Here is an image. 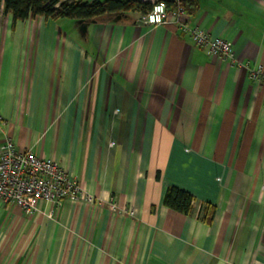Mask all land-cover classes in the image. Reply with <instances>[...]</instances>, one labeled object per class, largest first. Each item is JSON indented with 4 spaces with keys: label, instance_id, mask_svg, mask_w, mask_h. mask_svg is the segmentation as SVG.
<instances>
[{
    "label": "crops",
    "instance_id": "obj_1",
    "mask_svg": "<svg viewBox=\"0 0 264 264\" xmlns=\"http://www.w3.org/2000/svg\"><path fill=\"white\" fill-rule=\"evenodd\" d=\"M197 2L180 23L233 59L139 12L14 24L0 3V149L11 137L94 199L54 217L0 202V264H264V78L249 76L264 69V0ZM171 187L191 214L164 204Z\"/></svg>",
    "mask_w": 264,
    "mask_h": 264
},
{
    "label": "built area",
    "instance_id": "obj_2",
    "mask_svg": "<svg viewBox=\"0 0 264 264\" xmlns=\"http://www.w3.org/2000/svg\"><path fill=\"white\" fill-rule=\"evenodd\" d=\"M167 1L178 4L176 10L169 9ZM180 17H188L187 12L180 6V0H161L153 5L150 13L142 16L141 21L147 25H163L175 23L182 26L185 32L192 35L197 47L207 49L208 55L233 59L231 42L225 39L212 40L203 29H189L180 23ZM252 80L264 78L261 66L250 69ZM0 116V121H2ZM81 183L70 177L69 173L55 161L39 157L32 151L19 149L11 137L6 138L0 149V202L13 205L25 212L36 211L42 202L52 203L54 210L59 211L67 199L85 198L89 202L93 197L84 195ZM111 207L118 212L119 203L114 198Z\"/></svg>",
    "mask_w": 264,
    "mask_h": 264
},
{
    "label": "trees",
    "instance_id": "obj_3",
    "mask_svg": "<svg viewBox=\"0 0 264 264\" xmlns=\"http://www.w3.org/2000/svg\"><path fill=\"white\" fill-rule=\"evenodd\" d=\"M4 4V12L11 14L14 24L30 18L42 16L51 19H71L79 21L103 20L107 17L128 12H139L142 16L151 12L153 5L142 0H0ZM169 9L176 10L178 4L167 1ZM180 6L188 15L198 9L197 0H180ZM164 204L179 213L191 214L194 210L195 199L192 194L182 189H168ZM211 208L204 214L203 220L210 222Z\"/></svg>",
    "mask_w": 264,
    "mask_h": 264
},
{
    "label": "rangeland",
    "instance_id": "obj_4",
    "mask_svg": "<svg viewBox=\"0 0 264 264\" xmlns=\"http://www.w3.org/2000/svg\"><path fill=\"white\" fill-rule=\"evenodd\" d=\"M86 2H91V1H94V0H85Z\"/></svg>",
    "mask_w": 264,
    "mask_h": 264
}]
</instances>
